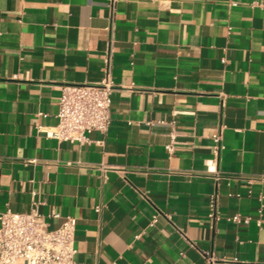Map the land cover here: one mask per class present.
I'll return each mask as SVG.
<instances>
[{
	"label": "crops",
	"instance_id": "1",
	"mask_svg": "<svg viewBox=\"0 0 264 264\" xmlns=\"http://www.w3.org/2000/svg\"><path fill=\"white\" fill-rule=\"evenodd\" d=\"M109 55V129L48 137ZM34 202L76 264H264V0H0V214Z\"/></svg>",
	"mask_w": 264,
	"mask_h": 264
},
{
	"label": "built area",
	"instance_id": "2",
	"mask_svg": "<svg viewBox=\"0 0 264 264\" xmlns=\"http://www.w3.org/2000/svg\"><path fill=\"white\" fill-rule=\"evenodd\" d=\"M114 12L119 0H108ZM112 58H106L105 76L96 84H67L62 87L59 102V123L54 128L45 130L50 138L60 141L90 142L93 131L106 132L112 122V92L115 83L111 76ZM224 125L213 136V154L219 159L223 145ZM169 151L172 145L167 146ZM217 195L212 197L210 217L215 222L218 218L216 208ZM103 206L97 205L100 213ZM49 217L61 220V224L49 229V223L40 211V203L34 202L26 213L10 209L0 214V264H76V219L63 216L53 208ZM156 220V219H155ZM241 221V216L236 218ZM249 222V218L243 220Z\"/></svg>",
	"mask_w": 264,
	"mask_h": 264
}]
</instances>
